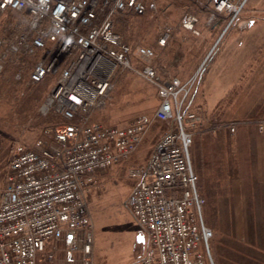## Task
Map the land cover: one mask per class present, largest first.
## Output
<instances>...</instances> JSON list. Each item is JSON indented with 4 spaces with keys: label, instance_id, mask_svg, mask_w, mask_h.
<instances>
[{
    "label": "built area",
    "instance_id": "1",
    "mask_svg": "<svg viewBox=\"0 0 264 264\" xmlns=\"http://www.w3.org/2000/svg\"><path fill=\"white\" fill-rule=\"evenodd\" d=\"M215 5L235 8L228 0ZM145 11L141 0H0V18L28 16L12 41L0 37V78L10 63L25 87L51 78L40 112L60 119L31 147H12L0 192V264H95L89 196L96 175L128 161L156 122L168 129L148 160L128 170L133 186L126 207L144 236L141 264H213V233L189 155L201 117L184 111L197 76H161L153 49H133L114 30L118 15ZM194 24L189 18L183 26ZM167 38L162 34L158 44ZM34 58L27 76L23 67ZM125 71L155 88L158 107L122 126L93 121Z\"/></svg>",
    "mask_w": 264,
    "mask_h": 264
},
{
    "label": "rangeland",
    "instance_id": "2",
    "mask_svg": "<svg viewBox=\"0 0 264 264\" xmlns=\"http://www.w3.org/2000/svg\"><path fill=\"white\" fill-rule=\"evenodd\" d=\"M141 1L144 15L117 16L115 30L130 46L153 49L161 76L182 81L197 76L187 103L201 124L189 155L203 218L213 233V264H264V188L254 179L256 161L264 163V0H228L235 8L218 7L217 0ZM189 18L195 20L193 30L183 26ZM8 21L0 18V37L12 41L18 30ZM165 33L166 44L160 46ZM34 61L23 67L27 76ZM15 72L7 64L0 78V192L12 147H31L60 120L40 112L52 79L25 87L14 79ZM158 104L151 84L131 71L119 72L108 102L92 120L122 126L152 115ZM167 129V123H154L128 161L96 175L89 196L95 264H141L144 245L137 239L142 231L126 207L133 186L128 170L148 160Z\"/></svg>",
    "mask_w": 264,
    "mask_h": 264
},
{
    "label": "trees",
    "instance_id": "3",
    "mask_svg": "<svg viewBox=\"0 0 264 264\" xmlns=\"http://www.w3.org/2000/svg\"><path fill=\"white\" fill-rule=\"evenodd\" d=\"M18 14V17H19V15H21V16H23L21 19L20 18H17V19H13L12 17H9V16H16ZM8 17V22L9 23H11L12 24V26H13V28L15 29V30H18V33H19V31L21 32V31H23V30H25L26 29V27H27V20H28V16H27V14L26 13H19V12H10V13H7L6 15H3V17H1L2 19L3 18H5V17ZM118 16H120V15H118ZM12 18V19H11ZM7 21V20H6ZM114 30H115V28H114ZM115 32H117L116 30H115ZM118 33V32H117ZM119 34V33H118ZM128 44V43H127ZM130 45V44H129ZM131 48H136V46H131ZM155 59H156V57H155ZM155 59H154V67H156L157 68V70L159 69L158 68V66L156 65V63H155ZM11 67V68H13V69H18V66L17 65H15L14 63H10V64H8V67ZM187 110H190V103L188 104L187 102H186V105H185V108H184V111H187ZM50 123V120H49V122L47 123V124H49ZM52 124V123H51ZM50 124V125H51ZM46 126V125H45ZM43 131V130H42ZM23 145H26V144H23Z\"/></svg>",
    "mask_w": 264,
    "mask_h": 264
},
{
    "label": "crops",
    "instance_id": "4",
    "mask_svg": "<svg viewBox=\"0 0 264 264\" xmlns=\"http://www.w3.org/2000/svg\"><path fill=\"white\" fill-rule=\"evenodd\" d=\"M223 72H221L222 75ZM232 75V74H230ZM217 104V103H216ZM254 173H255V182L257 183L256 185L259 186L260 188H264V176L260 179L259 178V173L262 174L264 172V163L263 164H258V162L256 161V164L254 165ZM264 174V173H263ZM144 245V243H143ZM59 264H62L61 262H59Z\"/></svg>",
    "mask_w": 264,
    "mask_h": 264
},
{
    "label": "water",
    "instance_id": "5",
    "mask_svg": "<svg viewBox=\"0 0 264 264\" xmlns=\"http://www.w3.org/2000/svg\"><path fill=\"white\" fill-rule=\"evenodd\" d=\"M138 241H141V242H143L144 243V236H143V234L141 233L140 235H139V237H138V239H137Z\"/></svg>",
    "mask_w": 264,
    "mask_h": 264
}]
</instances>
